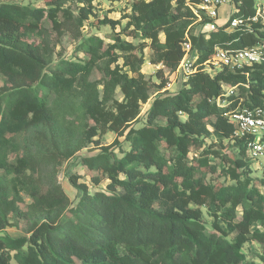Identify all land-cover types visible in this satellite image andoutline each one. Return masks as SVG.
<instances>
[{"label": "trees", "instance_id": "16d2710c", "mask_svg": "<svg viewBox=\"0 0 264 264\" xmlns=\"http://www.w3.org/2000/svg\"><path fill=\"white\" fill-rule=\"evenodd\" d=\"M233 1V16L252 14L253 0ZM63 2L35 8L0 0V264H264V179L260 186L254 183L244 141L232 137L230 121L242 107L264 108V60L214 73L202 69L215 47L264 44V25L250 22L227 30L224 24L205 36L194 31L186 0H134L111 42L88 37L77 47L84 57L53 65L52 34L57 38L75 29L78 37L91 11L87 5L74 15ZM186 37L197 54V69L180 90L168 93L163 77L155 84L141 72L144 49L151 50V63L172 72ZM97 67L104 73L101 94L89 80ZM152 87L162 91L150 101ZM117 88L121 99L114 96ZM76 98L94 122L83 143L94 142L100 150L82 163L97 172L95 183L100 177L108 182L106 190L89 193L70 176L82 191L72 206L45 169L60 166L79 149L61 148L53 136L52 102ZM145 104V122L134 127ZM31 131L38 147L9 162L19 149L17 136ZM106 131L128 143L121 156L112 145L92 139ZM224 141L232 142L236 155L213 147L223 148ZM167 149L174 153L166 156ZM215 172L225 181L207 178ZM21 191L31 199L25 210L18 206ZM201 206L212 218L210 231ZM13 213L24 219L26 235L4 233ZM249 243L260 245L255 258L244 253Z\"/></svg>", "mask_w": 264, "mask_h": 264}, {"label": "rangeland", "instance_id": "374dc122", "mask_svg": "<svg viewBox=\"0 0 264 264\" xmlns=\"http://www.w3.org/2000/svg\"><path fill=\"white\" fill-rule=\"evenodd\" d=\"M15 3L27 5L30 7H50L51 0H11ZM134 0H120V1H111V0H64L63 7L69 8L74 15H80V7H88L91 9L88 17L83 21V24L78 29V37H75L74 34L76 30L74 29L71 32H65L60 37H55V34H52L54 39V54H53V65L58 61L72 60L73 58L84 57V54L81 51H77L78 44L88 37L99 36L102 37L105 43L111 42V35L115 32H119L123 29L127 18H124V15L131 13V3ZM226 8V7H225ZM224 8V9H225ZM229 12V7L220 17V21L227 20V14ZM107 19L115 21L114 24L109 22ZM44 25L46 28L50 29V24L44 20ZM125 37V36H124ZM160 41L164 40V35L161 33ZM125 39L131 41V37H125ZM145 61L141 66V72L145 77L149 78L151 82L158 84L160 79L163 77L165 79V85L163 90H166L168 93H176L181 89L183 82L180 78L169 71V68L156 63L153 64L150 62L151 50L146 47L144 49ZM204 66V65H203ZM214 65L211 63L204 66L206 71H209L210 68H214ZM104 73L103 69L100 67L94 68L89 80L97 84V88L102 93V81ZM3 82V77L0 75V85ZM169 83V85H168ZM162 91V90H161ZM161 91L157 90L156 87H152L150 91V101ZM114 96L117 99H121V93L117 88L115 90ZM149 104V103H148ZM148 104H145L140 112L139 121L134 124V127H139L145 122V110L148 107ZM52 105L54 106V122H53V136L58 146L61 148L66 146L70 148L79 149L75 151L73 156L68 160L64 161L58 167H46L45 172L50 176L54 177L58 183L63 187L65 193L68 195L71 205L74 206L82 195V191L78 188L72 186L69 178L70 176H75L78 183H84L89 193H93L96 189L106 190L107 179L100 177V181L95 183V177H98V174L94 170H89L82 163V159L85 157L93 156L97 154L100 150L94 142L87 144L83 143L84 134L86 129L94 125L93 120H91L82 110L80 106V98H76L71 102L62 101H53ZM181 118H184V115H181ZM160 122H164L160 120ZM31 131L28 135L17 136L19 143V149L16 153L10 154L9 162H14L15 155H22L23 151L26 148L36 149L39 145L37 141H33ZM50 138V135H48ZM96 140L99 145H112L117 156L122 155V150L128 149L129 145L127 142L123 141V137H119L116 140L115 133L111 131H106L102 135H97L92 138ZM214 138H207L205 143H210ZM117 142V143H116ZM119 143V145H118ZM224 147L221 148L219 145H214L215 149H219L222 152H225L230 155H236L237 150L232 145L231 141H224ZM119 147V148H118ZM172 149L166 150V156L173 154ZM246 156V155H245ZM247 158V157H246ZM248 159V158H247ZM264 157H261L258 161H250V174L253 177L254 183L260 186L261 179H264L263 171ZM1 175H6L4 170H1ZM11 174H9L10 176ZM208 179H212L214 183L220 184L224 180V177L215 172L213 174L207 175ZM22 200L18 203L20 210H25L28 204L31 202L30 197L24 191H21ZM202 217L206 221L208 228L207 231H210L209 225L212 221V218L209 215V211L205 206H201ZM254 227V226H253ZM252 227V228H253ZM4 233H7L13 237H18L26 235V225L25 221L21 215L18 214H9V225L4 229ZM260 245L256 243H249L244 246V253L247 258H255L254 250H259Z\"/></svg>", "mask_w": 264, "mask_h": 264}, {"label": "built area", "instance_id": "2783aa9c", "mask_svg": "<svg viewBox=\"0 0 264 264\" xmlns=\"http://www.w3.org/2000/svg\"><path fill=\"white\" fill-rule=\"evenodd\" d=\"M224 5L229 7V12L227 20L220 21V9ZM186 6L193 14L194 31L205 36H208L210 32L217 30L224 24H228L227 30L249 26L250 22H259L264 25V0H253V12L246 18L233 16L237 9V4L233 0H186ZM181 46L183 51L182 58L176 69L171 73L175 74L183 82L197 69L195 63L197 54L193 50L188 37L182 42ZM263 60V43H257L241 49L215 47L212 56L203 62L204 66L211 63L214 68L206 71L202 65V69L206 72L214 73L222 67L240 69L246 65L260 63ZM230 121L234 127L232 137L244 141L249 160L258 161L261 157H264V108L260 106L242 107L230 115Z\"/></svg>", "mask_w": 264, "mask_h": 264}, {"label": "crops", "instance_id": "0c3cea01", "mask_svg": "<svg viewBox=\"0 0 264 264\" xmlns=\"http://www.w3.org/2000/svg\"><path fill=\"white\" fill-rule=\"evenodd\" d=\"M225 7H226V8H225ZM224 8H225V9H224ZM226 10H227V6H226V5H224V6L221 7V9H220L219 19H220V17L225 13Z\"/></svg>", "mask_w": 264, "mask_h": 264}]
</instances>
